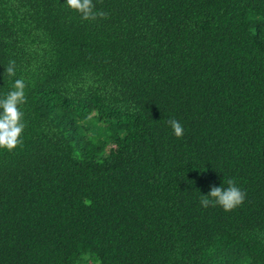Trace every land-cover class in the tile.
Returning a JSON list of instances; mask_svg holds the SVG:
<instances>
[{"label":"trees","instance_id":"1","mask_svg":"<svg viewBox=\"0 0 264 264\" xmlns=\"http://www.w3.org/2000/svg\"><path fill=\"white\" fill-rule=\"evenodd\" d=\"M92 3L0 0V264H264V0Z\"/></svg>","mask_w":264,"mask_h":264},{"label":"clouds","instance_id":"2","mask_svg":"<svg viewBox=\"0 0 264 264\" xmlns=\"http://www.w3.org/2000/svg\"><path fill=\"white\" fill-rule=\"evenodd\" d=\"M69 9L79 13L82 19L104 16L106 13L95 9L92 0H66ZM7 74L15 76L14 61H9L6 68ZM26 101L25 81L15 78L12 87L3 95H0V149L11 151L21 142L25 127L23 105ZM176 137H181L184 128L179 121L172 118L167 121ZM227 187L221 185L210 187L206 195L201 196L202 206L220 205L225 211L240 205L245 198L244 192L234 180L226 181Z\"/></svg>","mask_w":264,"mask_h":264}]
</instances>
